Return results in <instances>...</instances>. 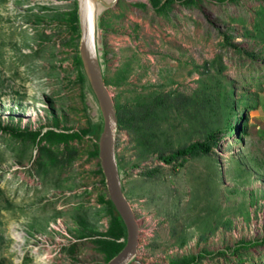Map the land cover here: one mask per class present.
<instances>
[{"label": "rangeland", "instance_id": "1", "mask_svg": "<svg viewBox=\"0 0 264 264\" xmlns=\"http://www.w3.org/2000/svg\"><path fill=\"white\" fill-rule=\"evenodd\" d=\"M74 5L0 0V127H88L79 35L66 23ZM101 28L116 111L159 101L145 120L118 127L115 141L139 225L129 264L203 252L211 255L197 264H264V0L174 2L161 11L151 0H118ZM209 133L218 140L210 154L175 169L159 160ZM93 146L83 137L73 161L55 166L0 131V264L107 263L99 241L109 200Z\"/></svg>", "mask_w": 264, "mask_h": 264}, {"label": "water", "instance_id": "2", "mask_svg": "<svg viewBox=\"0 0 264 264\" xmlns=\"http://www.w3.org/2000/svg\"><path fill=\"white\" fill-rule=\"evenodd\" d=\"M141 3L142 0H126ZM118 0H74L76 28L79 35L78 69L82 79L83 105L89 126L97 130L92 141L97 151L99 167L104 179L107 198L114 216L125 228L122 249L106 264H129L136 254L139 225L127 200L115 148L118 118L114 101L105 84L102 14L114 7Z\"/></svg>", "mask_w": 264, "mask_h": 264}, {"label": "trees", "instance_id": "3", "mask_svg": "<svg viewBox=\"0 0 264 264\" xmlns=\"http://www.w3.org/2000/svg\"><path fill=\"white\" fill-rule=\"evenodd\" d=\"M178 2L183 5H192L195 4V0H151V6L156 11L164 10L166 6L171 3ZM67 20L66 23L68 25V29L74 38L77 39L78 32L76 28V11L75 5L71 11L66 14ZM75 63H77V56L75 55ZM77 82L78 85L82 83V79L77 71ZM168 96V95H167ZM159 101L150 103L149 105H140L138 107L137 113L132 112L130 110L125 111L117 107V118H118V126L119 129H122L125 125L136 124L138 118H143L145 120L152 112L156 110L158 107ZM142 120V121H143ZM246 122V117L241 116V118L237 119L238 125L234 126L233 130H239L241 126ZM240 124V125H239ZM242 124V125H241ZM0 131L4 133H8L9 136L15 138L22 145H35L36 152L38 154V159L45 158L52 165H61L71 163L75 157V150L73 149V144L81 140L83 137H91L97 135V130L91 128L89 125L86 129H83L79 132L69 131V130H54L49 129L45 132L42 130H29V129H19V128H8V127H0ZM242 133H246V129H242ZM218 140L213 133H209L204 141L202 142H194L189 145L178 148L177 150L171 152L167 156H160L159 160L166 165L172 166L174 169L182 167L183 164L189 158H194L198 156L208 155L212 152L214 147L217 145ZM64 148V152H61L59 155L55 154L53 147ZM94 147V146H93ZM72 150V151H71ZM69 153V154H68ZM67 155L66 158L60 159L57 156ZM92 155L96 158L97 151L93 148ZM99 175H101V171L98 170ZM103 183V181H102ZM108 207V215H109V227L103 235L105 241H99L101 245L102 251L106 254V262H108L111 258H113L123 247L124 238H125V228L122 225L121 221L118 220L116 216L113 214L112 207L109 201H106ZM240 245H245L241 243ZM239 247V246H238ZM238 250V248L236 249ZM219 254H223L219 252ZM211 255V253H199L197 255L191 256L189 258L178 259L170 262L169 264H197L200 259L205 258Z\"/></svg>", "mask_w": 264, "mask_h": 264}]
</instances>
